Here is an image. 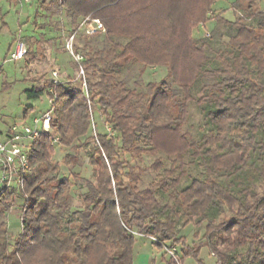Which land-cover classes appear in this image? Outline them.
I'll return each mask as SVG.
<instances>
[{"label": "trees", "instance_id": "obj_1", "mask_svg": "<svg viewBox=\"0 0 264 264\" xmlns=\"http://www.w3.org/2000/svg\"><path fill=\"white\" fill-rule=\"evenodd\" d=\"M51 1L70 16L98 18L105 31L99 46L91 36L83 40L85 90L55 82L24 90L28 98L44 93L53 98L51 131L41 132L27 150L24 190L0 186V219L12 197L23 198L21 232L12 244L0 222V264H134L133 232L179 243L182 256L197 258L200 247L188 246L179 235L190 223H204L203 245L215 264H264V34H254L264 30V12L255 21L233 22L232 41L215 51L213 65L209 38H193L188 29L180 30L184 46L173 50L179 0L165 4L166 37L157 36L155 23L144 32L116 26L118 18L133 13L123 9L127 0ZM245 1L233 0L232 7L243 9ZM152 40L164 44V51L147 53ZM251 54L259 65L251 64ZM136 65H141L138 78L130 84L124 72ZM157 65L174 85L139 82L147 66ZM240 74L244 80L236 78ZM251 78L258 112L235 101L243 88L252 87ZM198 82L202 94L194 97ZM192 101L204 120L198 138L182 129ZM92 104L109 131L91 134ZM54 137L74 149L61 160L73 166L79 162L75 151L89 142L91 179H84L81 208L72 210L73 182L59 176V164L51 159ZM147 154L154 157L148 164ZM191 166L199 169L196 174ZM149 173L154 176L145 183ZM184 179L188 182L181 185ZM257 181L261 194L254 190Z\"/></svg>", "mask_w": 264, "mask_h": 264}, {"label": "rangeland", "instance_id": "obj_2", "mask_svg": "<svg viewBox=\"0 0 264 264\" xmlns=\"http://www.w3.org/2000/svg\"><path fill=\"white\" fill-rule=\"evenodd\" d=\"M41 1L45 2L44 7H41ZM169 1L171 0H127L123 9L126 12L131 10L133 13L127 15L126 18L124 16L118 18L115 25L130 32H144L149 23H155L158 26L156 28L157 36L166 37L170 34V30L164 26L166 18L164 17L166 10L164 7ZM232 2L233 0H179V4H176L179 13L175 15L174 20L178 32L172 39L174 41L171 45L173 50H177L178 45L184 46L181 43L182 32L188 29L193 38H209L208 55L214 65L217 62L215 51L225 49L228 42L232 41L230 37L235 33L234 26H236L233 22L240 18L248 22L255 21L257 13L264 12V0H246L243 3V9L233 8ZM138 7H141L139 11H137ZM93 19L98 18H93L90 15L85 17L70 16L65 8L57 7L51 0H29L28 2L0 0V130L6 129L13 122H29L32 115L39 114L49 108L46 93L36 99L28 98L24 93L27 88L55 82L86 89V75L81 61L84 56L81 50L83 40L85 37L91 36L93 43L99 46L102 43V33L105 31L104 28L88 34L86 28L93 22ZM261 33L264 34V30L259 28L254 30L257 37ZM19 43H24L27 52L22 57L13 59L11 55ZM253 48L258 50L257 46ZM146 51L149 54H158L164 51V44L152 40L147 44ZM255 56V54L250 55L251 64L259 65ZM140 68L141 65H136L128 72L125 70L124 75L130 84H133L134 79L138 78L137 73ZM185 72L190 74L188 71ZM165 74L166 69L163 66H147L138 80L142 85L147 81L159 80H165L168 85H174L170 79L166 78ZM236 78L244 80L241 74ZM248 82L252 84V87L243 88L242 93L235 95L237 96L235 101H237V106L246 102L249 111L258 112L255 101L258 99L257 90L253 87L256 81L251 78ZM202 84L198 82L192 88L194 97L202 94L200 90ZM27 107L30 109L24 114ZM90 111L94 118L91 134L95 135L98 131H109V128H105L103 117L100 116L95 104L91 105ZM203 123L199 105L194 101L189 102L188 118L182 129L187 131L192 138H198ZM52 135H56L54 130ZM83 141V137L79 138L74 142V145L77 146ZM88 144L89 142L75 151L79 162L73 166L64 164L61 160L66 152H74V149L60 145L57 140L53 143L51 159L59 164V176H66L73 182L70 198L72 210L82 207L81 194L85 190L84 179H91V166L85 151ZM153 158L152 155L147 154L144 156V161L148 164L152 162ZM198 170L197 167L191 166L189 172L196 174ZM74 174L78 178L75 179ZM153 176L154 173L146 174L144 182H148ZM187 182L188 180L184 179L181 185H185ZM254 190L261 194L263 185L257 181ZM22 200L23 198L19 196L12 197L9 208L0 219V222L3 220L7 225L10 244L21 232ZM203 224L196 226L190 223L179 228V235L185 237L188 246L200 247L197 258L189 255L182 256L179 243L162 241L157 245L149 235L139 232L134 234V256L138 261L146 259L144 262L147 264H215V255L211 254L203 245ZM169 246L176 247L177 260L166 252ZM169 261L172 262L169 263Z\"/></svg>", "mask_w": 264, "mask_h": 264}, {"label": "built area", "instance_id": "obj_3", "mask_svg": "<svg viewBox=\"0 0 264 264\" xmlns=\"http://www.w3.org/2000/svg\"><path fill=\"white\" fill-rule=\"evenodd\" d=\"M20 2L29 0H19ZM104 27L98 19L88 24L86 31L92 34L103 30ZM26 53L24 43H19L13 51L11 58L18 59ZM81 59L82 57H78ZM77 58V59H78ZM49 108L39 114L32 115L29 122H13L6 129L0 130V186L4 188L14 187L20 192L24 190V176L30 169L28 148L41 132L51 131V117L53 111V98H47ZM57 140L53 138V142ZM27 197V194H23ZM134 234L136 232H133ZM149 237L161 243L156 237ZM166 249V247H165ZM176 247L169 246L166 249L168 255L176 259ZM177 260V259H176Z\"/></svg>", "mask_w": 264, "mask_h": 264}, {"label": "crops", "instance_id": "obj_4", "mask_svg": "<svg viewBox=\"0 0 264 264\" xmlns=\"http://www.w3.org/2000/svg\"><path fill=\"white\" fill-rule=\"evenodd\" d=\"M146 260V259H145ZM144 259H141L140 261H138L136 258H135V256H133V262H134V264H147L146 262H144L145 261ZM150 260H151V258H150ZM152 261V260H151Z\"/></svg>", "mask_w": 264, "mask_h": 264}]
</instances>
